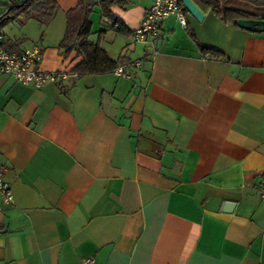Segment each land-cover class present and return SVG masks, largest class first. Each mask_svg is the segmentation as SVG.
I'll return each mask as SVG.
<instances>
[{"label": "crops", "instance_id": "obj_1", "mask_svg": "<svg viewBox=\"0 0 264 264\" xmlns=\"http://www.w3.org/2000/svg\"><path fill=\"white\" fill-rule=\"evenodd\" d=\"M153 0L112 7L123 31L90 14L89 39L130 78L77 76L59 43L77 0L44 26L18 16L4 46H37V87L0 74V264H264V32L207 10L161 21L136 42ZM207 48L215 52H203ZM217 54V55H216ZM234 202L231 211L223 210Z\"/></svg>", "mask_w": 264, "mask_h": 264}, {"label": "trees", "instance_id": "obj_2", "mask_svg": "<svg viewBox=\"0 0 264 264\" xmlns=\"http://www.w3.org/2000/svg\"><path fill=\"white\" fill-rule=\"evenodd\" d=\"M201 12L207 10L220 20L234 27H238L239 19H264V0H192ZM184 12L187 10L183 7ZM128 0H77V6L66 13L67 23L63 39L59 43L62 54L66 57L70 53H75L80 57V61L73 67L72 71L77 76L87 74L111 73L118 65L110 59L97 42L91 41L90 14L95 7L100 9L102 21L109 18L115 25H104L106 29L123 31L120 22L112 16V7L125 8ZM17 4H21L17 7ZM58 0H23L11 2V9L7 11L8 4L4 6L0 13V30L4 22L17 19L23 16L26 19H34L44 26L53 17L58 8ZM243 29V28H242ZM203 52L215 54L210 49L202 48ZM217 55V54H216ZM68 75V72H65ZM63 81L56 84L62 85ZM0 225V231H1Z\"/></svg>", "mask_w": 264, "mask_h": 264}, {"label": "built area", "instance_id": "obj_3", "mask_svg": "<svg viewBox=\"0 0 264 264\" xmlns=\"http://www.w3.org/2000/svg\"><path fill=\"white\" fill-rule=\"evenodd\" d=\"M173 14L177 17L179 23L185 26L184 10L179 0H153L152 4L146 10L139 26L133 31L132 37L137 42H152L158 35L161 21L166 16ZM105 25H115L109 18H104ZM5 34L0 30V74H6L14 77L19 82L34 87L50 81L58 83L67 78V74L62 71H43L40 69L41 50L37 46L25 49L20 53L9 52L4 46ZM139 60L127 61L118 64L111 72L115 76L130 78V69L138 68ZM0 172V195L2 200L12 203L13 196L8 183L2 179ZM258 195L264 199V175L258 186ZM83 264H95L93 257L83 259Z\"/></svg>", "mask_w": 264, "mask_h": 264}, {"label": "water", "instance_id": "obj_4", "mask_svg": "<svg viewBox=\"0 0 264 264\" xmlns=\"http://www.w3.org/2000/svg\"><path fill=\"white\" fill-rule=\"evenodd\" d=\"M183 7L187 10L189 14H191L195 19L201 21L204 17V13L198 8V6L192 0H180ZM21 4H17L19 7ZM12 5L8 6L7 11H9ZM237 25L240 28L246 29L251 32L261 33L264 32V19L256 20V19H239L237 21ZM234 206V202H226L224 204L223 210L225 212H229L232 210Z\"/></svg>", "mask_w": 264, "mask_h": 264}, {"label": "rangeland", "instance_id": "obj_5", "mask_svg": "<svg viewBox=\"0 0 264 264\" xmlns=\"http://www.w3.org/2000/svg\"><path fill=\"white\" fill-rule=\"evenodd\" d=\"M23 1V0H0V13L3 11L6 4L11 5V2ZM2 30L8 34L11 33H20L23 30V25L17 19L12 21L4 22Z\"/></svg>", "mask_w": 264, "mask_h": 264}]
</instances>
